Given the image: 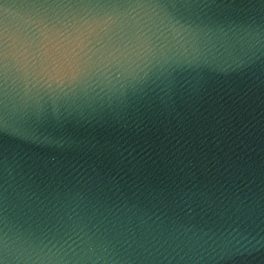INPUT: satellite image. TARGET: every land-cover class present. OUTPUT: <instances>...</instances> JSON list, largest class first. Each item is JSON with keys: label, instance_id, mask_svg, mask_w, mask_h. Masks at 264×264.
<instances>
[{"label": "water", "instance_id": "obj_1", "mask_svg": "<svg viewBox=\"0 0 264 264\" xmlns=\"http://www.w3.org/2000/svg\"><path fill=\"white\" fill-rule=\"evenodd\" d=\"M0 264H264V0H0Z\"/></svg>", "mask_w": 264, "mask_h": 264}]
</instances>
